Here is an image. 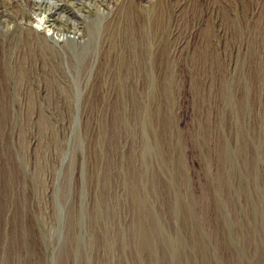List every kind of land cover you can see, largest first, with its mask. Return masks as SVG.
Instances as JSON below:
<instances>
[{
	"label": "rangeland",
	"instance_id": "1",
	"mask_svg": "<svg viewBox=\"0 0 264 264\" xmlns=\"http://www.w3.org/2000/svg\"><path fill=\"white\" fill-rule=\"evenodd\" d=\"M20 3L0 0V264H264V0H162L178 55L93 67L3 36Z\"/></svg>",
	"mask_w": 264,
	"mask_h": 264
},
{
	"label": "bare ground",
	"instance_id": "2",
	"mask_svg": "<svg viewBox=\"0 0 264 264\" xmlns=\"http://www.w3.org/2000/svg\"><path fill=\"white\" fill-rule=\"evenodd\" d=\"M145 1L22 0L23 5L18 4L20 9L12 15L14 24L6 20L1 34L9 39H13L15 34L21 37L27 34L35 45L47 47L52 58L65 65L93 67L115 63L119 57L111 52L122 44L132 48L126 59L162 64L169 56L178 55L188 41L182 39L170 46L176 31L167 33L163 26L166 16L162 0L151 4H145ZM34 14L41 18L35 19L32 17ZM176 14L172 13V18H176ZM7 15L11 13L6 12ZM23 18L30 20L24 22ZM125 18L129 20L128 29L124 27V23L128 22ZM168 49L170 55H166ZM65 126L62 122L61 127ZM35 145V139L30 136L28 149ZM44 179L46 188L43 195L46 199L52 196L54 182L51 175H46ZM44 211L45 215L49 214L48 209Z\"/></svg>",
	"mask_w": 264,
	"mask_h": 264
}]
</instances>
